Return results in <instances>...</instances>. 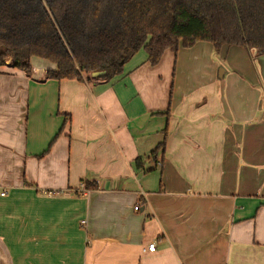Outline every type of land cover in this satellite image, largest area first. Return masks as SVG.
<instances>
[{
	"label": "crops",
	"instance_id": "obj_1",
	"mask_svg": "<svg viewBox=\"0 0 264 264\" xmlns=\"http://www.w3.org/2000/svg\"><path fill=\"white\" fill-rule=\"evenodd\" d=\"M212 47L108 83L0 68V264H264V56Z\"/></svg>",
	"mask_w": 264,
	"mask_h": 264
},
{
	"label": "trees",
	"instance_id": "obj_2",
	"mask_svg": "<svg viewBox=\"0 0 264 264\" xmlns=\"http://www.w3.org/2000/svg\"><path fill=\"white\" fill-rule=\"evenodd\" d=\"M201 41L217 53L241 47L264 56V0H0V68L9 61L31 76L37 58L55 67L47 80L108 83L142 50L156 66L166 51ZM164 149L152 154L156 162ZM135 164L143 168L141 158Z\"/></svg>",
	"mask_w": 264,
	"mask_h": 264
},
{
	"label": "rangeland",
	"instance_id": "obj_3",
	"mask_svg": "<svg viewBox=\"0 0 264 264\" xmlns=\"http://www.w3.org/2000/svg\"><path fill=\"white\" fill-rule=\"evenodd\" d=\"M208 44V42H205ZM210 44V43H209ZM212 45V44H211ZM213 46V45H212ZM212 56H211V59L213 61L214 64H218V66H224V68L228 69L229 73H232V70L228 68V65L230 63V60L231 62H233V65L234 67L236 66L237 69L235 70V73H237L238 75H242L243 73V70H241L243 67H245L246 69L248 68V66L250 65L251 68L254 70V66H253V60L257 58L258 56V51L257 50H251L250 51V55L251 57H249V54L247 56V63L245 64V62L243 60H240V57L239 56H234V54H231L228 58L225 56L224 57V60H222L220 57H219V53H217L215 51V48L212 47ZM197 57V60L199 59V54L196 55ZM234 59V60H233ZM203 63H205V59H202V60H199L196 62V65L199 66L200 64L202 65ZM219 68V67H218ZM218 68L216 67L215 70L216 72L218 71ZM222 70V68H219V74H220V71ZM224 70V69H223ZM227 79V78H226ZM226 79L224 81H226ZM260 91V96L259 98H263L264 97V87L262 88V90H259Z\"/></svg>",
	"mask_w": 264,
	"mask_h": 264
},
{
	"label": "built area",
	"instance_id": "obj_4",
	"mask_svg": "<svg viewBox=\"0 0 264 264\" xmlns=\"http://www.w3.org/2000/svg\"><path fill=\"white\" fill-rule=\"evenodd\" d=\"M84 190V187L82 188ZM7 195V192L5 191H1L0 190V197H5ZM139 205L135 207V210H139ZM156 249V243L155 242H152L151 244H149V246L147 247L146 251H149V252H153L155 251Z\"/></svg>",
	"mask_w": 264,
	"mask_h": 264
},
{
	"label": "water",
	"instance_id": "obj_5",
	"mask_svg": "<svg viewBox=\"0 0 264 264\" xmlns=\"http://www.w3.org/2000/svg\"><path fill=\"white\" fill-rule=\"evenodd\" d=\"M222 73H223V70L220 71V77H222V76H221ZM103 74H104V73H102V72H97V73H93L92 76H93L94 78H97V77L102 76Z\"/></svg>",
	"mask_w": 264,
	"mask_h": 264
}]
</instances>
